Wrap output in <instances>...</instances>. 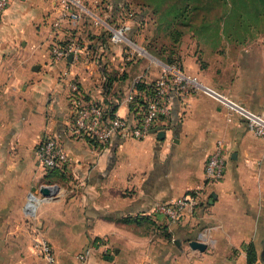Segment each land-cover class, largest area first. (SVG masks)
Here are the masks:
<instances>
[{
	"label": "crops",
	"instance_id": "obj_1",
	"mask_svg": "<svg viewBox=\"0 0 264 264\" xmlns=\"http://www.w3.org/2000/svg\"><path fill=\"white\" fill-rule=\"evenodd\" d=\"M97 4L86 8L94 12ZM59 10L57 0H11L0 13V264H27L30 243L39 257L33 248L35 234L48 235L59 264H161L160 255L166 252L174 253L172 264H197L191 262L197 250L189 246L197 239L190 238L187 247L182 243L203 229L210 243L203 242L208 249L197 252L220 255L216 264H247L248 243L256 248V264L264 261V139L250 133L238 115L228 121L223 102L205 92L173 102L169 119L155 125L164 128L162 139L157 132L140 140L113 135L107 143L93 145L72 135L67 125L73 95L70 74H76L72 78L89 100L116 101L115 113L126 117V95L135 79L150 83L161 67L142 60L123 43L102 44V27L84 17L73 32L83 40L90 30L87 44L96 51L75 64L51 63L45 58V44L60 41L69 31L66 24L62 29L52 26ZM106 12L103 16L109 17ZM209 52L195 38H183L178 53L185 73L249 109L264 110V37L239 48L240 59L257 60L240 71H206L214 61ZM199 57L207 60V68L200 67ZM106 79L111 85L107 94ZM45 131L59 136L71 158L63 180L38 170L35 147ZM218 139L224 143L225 174L206 183L204 164ZM48 180H61L68 197L39 202L42 230L33 234L24 216L28 193L40 195V186ZM195 187L202 188L195 209L177 224L159 222L170 238L144 228L146 222H132ZM48 220L54 222L50 227ZM71 221H77V230ZM75 235L74 245L70 237ZM85 248L89 257L75 262L69 253Z\"/></svg>",
	"mask_w": 264,
	"mask_h": 264
},
{
	"label": "built area",
	"instance_id": "obj_2",
	"mask_svg": "<svg viewBox=\"0 0 264 264\" xmlns=\"http://www.w3.org/2000/svg\"><path fill=\"white\" fill-rule=\"evenodd\" d=\"M57 1L60 5V10L53 19L52 26L55 29H62L63 25L66 24L69 27V31L52 48V56L55 61L68 60L71 55L70 63L75 64L80 60L82 61L83 56L88 55V44H81L80 38L73 32L83 14H88L96 26L104 27L107 30L108 39L111 43L127 45L132 43L128 36L131 30L129 23L112 24L89 11L80 4L79 0ZM10 2L11 0H0V13L3 12ZM158 62L161 72L154 80V93L147 98L137 117H131L130 120L117 114L112 118L106 117L103 108L97 103L92 101L85 103L80 97L78 83L72 81L69 86L73 97L70 104L69 122L67 123L72 135L78 137L88 136L98 144L107 143L113 135L140 140L151 133L157 123L165 122L169 119L175 100L185 101L191 94L205 92L219 98L223 102L227 109L228 121H231V116L238 115L243 119L250 133L264 139V110L255 111L249 109L204 86L196 76L185 73L181 63L166 64L159 60ZM139 80L140 77L135 79L133 87L126 95L128 103L133 99L135 83ZM35 155L45 172L64 168V172L67 173L71 158L56 133L44 132L36 144ZM225 170L224 143L221 139H218L205 161L204 180L206 182L219 181L223 178ZM44 186L49 188L51 195L52 185L42 184L40 188ZM201 190V187H195L176 198L158 204L149 215L157 221L175 223L199 204ZM47 198H49V195H36L29 192L25 213L33 215L41 199ZM33 248L45 264H59L52 245L44 236L35 234L33 237ZM90 253V249L87 248L78 253L76 257L79 261L84 262Z\"/></svg>",
	"mask_w": 264,
	"mask_h": 264
},
{
	"label": "rangeland",
	"instance_id": "obj_3",
	"mask_svg": "<svg viewBox=\"0 0 264 264\" xmlns=\"http://www.w3.org/2000/svg\"><path fill=\"white\" fill-rule=\"evenodd\" d=\"M79 1L80 4L83 5L84 7L86 6L92 7V5L97 4V2H95L94 0H79ZM138 2L141 3L140 0H122L119 2V4L121 5L127 3L129 4V10L131 14L134 16V20L127 18V16L124 14V11H122L121 13H119L120 12L119 11L118 19L117 17L112 19L107 18V21L109 22L112 21L110 22L112 24L113 23L117 24L122 22H127L130 24L131 30L128 36L133 44L132 43L129 44L131 45V47H129V45L127 44H123V45L125 47L128 46L127 47L128 49L135 50L136 53L139 52L142 55V60L144 61L150 60L151 61L150 63H154V65H157L159 64L157 59L161 60L162 62H168L167 60L169 59H171V61L176 59V56L173 55V52H175V50L174 51L172 50V48L175 47L172 45V39L174 38V35L173 33L171 34V31H175V30L174 28L167 30L164 25L159 26V28H156L157 23H156L155 14L159 13V14H165L167 16H172L176 14L178 11H181L178 20L187 23V25L189 26H184V25L182 26L179 23L175 25L176 29H178L181 33L183 32L182 34L183 37L180 43L183 42V38L184 39L195 38L199 44L201 43L207 45V47L210 49L209 56L213 57L214 61L211 63L212 66L208 68L206 71H240L241 69L244 68L245 65H249L252 67L255 65V62H257V60L255 61L254 58L249 59L248 61L244 59H240L239 48H244V46L251 43L253 39L264 37V0H227V4L225 6L223 5L222 0H196L194 2L193 0H149L150 2L149 4L159 5L157 13H155L152 9L142 8L140 4H137ZM98 11L100 10L98 9ZM140 12L145 13L144 19H141L139 17V15L141 14ZM226 12L227 15L222 19V16H224ZM99 13H98L99 17L104 18L103 16L104 14L102 12L100 14ZM83 15H84L83 16L84 19L90 20L91 24L93 26H96L93 19L88 14H83ZM218 30L220 31L221 38H218L216 35V31ZM91 34L92 32H90L89 30L87 39L85 38L83 40H80L81 44H87L88 43L87 41L89 40L88 38ZM58 41L59 39L58 40L56 39L51 43H47V45L45 44L44 47V52L46 55L45 58L50 60L51 63L57 62L53 59L52 48L54 44L56 45V42ZM156 50H160V52ZM95 51L96 50H93V52ZM87 56L88 55H86V58ZM40 57L38 58V61L42 62L43 56ZM48 60L46 61V63L48 62ZM198 62L202 69L207 68L208 62L206 59H201L199 57ZM70 75L72 77L73 76L76 77L75 73L73 75L72 74ZM72 77L69 78L72 79L71 83L72 81H76L78 85H81V83L78 81L77 78H72ZM58 79L60 80V77H58ZM69 83L68 86L70 85ZM37 163L38 166L41 168L38 170L41 172H45L41 167V165L39 164L38 160ZM60 181L48 180L47 182L46 181L43 182L44 184L52 185V188L55 190V192L49 195V198H47L46 200L57 201L60 198L68 197L67 191H61L62 183H60ZM197 206H195L194 209ZM260 206L264 207V201L260 203ZM58 210L59 209H55L54 213H52V217H54L53 219H56L55 217H57L58 215ZM36 211L33 215H27L26 213H24L25 222L26 223L28 221L30 222L32 226V231L31 228L29 229V226L27 224L24 223L23 224L28 229V231L30 230L33 234L37 232L41 233L42 230L41 220L39 219L40 220V224H39V220L37 219L38 215ZM182 219L180 218L177 222L172 224H177L181 222ZM48 223H49L48 226L50 227L51 224L54 222L53 220H48ZM71 223H75L74 227L75 230H77L78 229L77 221H71ZM144 228L151 230L152 229L158 230L161 234L165 232L163 231L162 228L148 223L144 225ZM48 229L49 232H51V229H53L54 231L53 226L52 228H48ZM205 230L206 229H203L199 233L195 232L187 239H183V243H182L183 246L184 247L188 246L187 241L190 238H196L197 240L205 242L208 245L210 241L208 240V236H206ZM42 234H44L43 231ZM44 235L45 237H48L47 234ZM70 238H71L70 239L71 243H73L74 245L77 244L78 236L75 235ZM176 243L177 242L173 244ZM178 246H180V243H178ZM179 248L182 250L181 247ZM197 251L195 252L196 255H198L197 258L194 259L195 258L194 257L191 260V262L193 263L196 262L197 264H216V259L220 258V255L217 256V254L214 252L211 253L206 250L204 254H201ZM78 252L80 253V250H75L74 252L69 253L75 262H79V260L76 259V255L78 254ZM232 253L234 260H236L235 258H237L238 256V250L234 249ZM173 255L174 253L172 252L171 253L166 252L161 254L160 255L161 264H172L171 260ZM27 260H28L27 264H44L43 261L38 256H36L35 253L32 252L31 243L28 249ZM257 264H264V261L260 260Z\"/></svg>",
	"mask_w": 264,
	"mask_h": 264
},
{
	"label": "trees",
	"instance_id": "obj_4",
	"mask_svg": "<svg viewBox=\"0 0 264 264\" xmlns=\"http://www.w3.org/2000/svg\"><path fill=\"white\" fill-rule=\"evenodd\" d=\"M122 1V0H101V3L97 4L95 6V10L94 13L98 15V13L100 12H106L108 13L109 17H104L102 19L104 20H107V18H115L117 17L118 19V12L121 13L122 11H124V14L127 16V18H130L131 20H134V16L131 14L130 10H129V4H124V5H121L119 4V2ZM140 2H138L137 4H140V6L142 8H148V9H152L155 13L158 12V4H149V0H140ZM196 1V0H193V2ZM222 3L223 5L225 6L227 4V0H222ZM102 6V7H101ZM98 7H101V11H98L97 12V8ZM99 13V14H100ZM117 13V14H116ZM141 14L139 15V17L141 19H144V12H140ZM181 14V11H178L176 14L172 15V16H167L165 14H155L156 15V23H157V27L156 28H159V26H162L164 25L165 28L167 30L169 29H172L174 28L175 31H171V34L173 33L174 35V38L172 39V45L175 46L172 48V50L175 52H173V55L176 56V59H174L173 61H171V59L167 60L168 62H164L166 64H172V63H180L179 59V48H178V45L180 44V41L183 37V32L181 33L178 29H176V24H181L182 26H189L187 25V23H184L179 19V16ZM227 15V12L225 13L224 16H222V19ZM99 16V15H98ZM112 22V21H110ZM114 24V23H113ZM118 24V23H117ZM116 25V24H115ZM102 35H101V42L102 44L108 40V32L107 30L102 27ZM216 35L218 38H221V34H220V31H216ZM91 36V35H90ZM89 36V39L91 38ZM177 36V37H176ZM111 43V42H110ZM93 51V47L89 48L88 50V54H90L91 52ZM158 52H160V50H156ZM158 54V53H157ZM159 55V54H158ZM79 87V91H80V97L81 99L85 102V103H88L89 101H92V102H95L97 103L99 106H101L103 108V112L105 114L106 117H114V115H116L115 111H116V108H117V105H116V101H108L106 100L105 101V104L103 102H99V101H93V100H89L87 98V94L85 93V91H83V89L81 88L80 85H78ZM104 93H108L109 89L111 88V85H110V82H109V79H106L105 82H104ZM135 92H134V95H133V99L132 101L128 104V108H129V114L128 116H126L128 118V120H130V118H134V117H137L138 115V112L140 111L141 108L144 107L145 105V102L147 100L148 97L152 96L153 93H154V81L150 82V83H145L141 80H139L138 82L135 83ZM73 97L72 95L70 96V98ZM70 104H71V101H70ZM86 141H88L90 144H93V145H99L98 143L94 142L93 140H91L88 136H84L83 137ZM64 168H61V169H54L52 171H48L47 173L48 176H55V177H58L59 179H62L64 178V176H66L64 170ZM211 200V199H209ZM132 222H134V220L137 222V221H142V222H146L148 224H153V225H156L160 228L163 229L164 234L166 235L167 238H170V234L166 232V230L164 229V225L163 224H159L160 221H157V220H154L150 215H141V216H136L135 219H131ZM128 221V219H127ZM131 222V221H130ZM168 223V222H167ZM245 251H246V263L247 264H256L257 260H258V254H257V251H256V248L254 246L253 243H248L246 244L245 246Z\"/></svg>",
	"mask_w": 264,
	"mask_h": 264
},
{
	"label": "water",
	"instance_id": "obj_5",
	"mask_svg": "<svg viewBox=\"0 0 264 264\" xmlns=\"http://www.w3.org/2000/svg\"><path fill=\"white\" fill-rule=\"evenodd\" d=\"M68 60H71V55L68 57ZM164 128L157 126L154 129L151 130V133L153 132H157V137L162 139L164 137V132H163ZM40 193L44 196H48L50 195V190L48 187H41L40 188ZM189 246L194 249V250H198L200 252L205 251V249L207 248V245L201 241L198 240H191L189 242Z\"/></svg>",
	"mask_w": 264,
	"mask_h": 264
},
{
	"label": "bare ground",
	"instance_id": "obj_6",
	"mask_svg": "<svg viewBox=\"0 0 264 264\" xmlns=\"http://www.w3.org/2000/svg\"><path fill=\"white\" fill-rule=\"evenodd\" d=\"M55 192V190L53 189V190H51V193H54Z\"/></svg>",
	"mask_w": 264,
	"mask_h": 264
}]
</instances>
